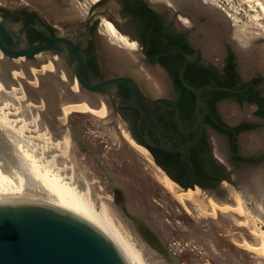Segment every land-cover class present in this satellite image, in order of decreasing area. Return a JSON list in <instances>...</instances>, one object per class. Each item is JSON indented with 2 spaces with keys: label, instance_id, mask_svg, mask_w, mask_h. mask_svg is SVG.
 Listing matches in <instances>:
<instances>
[{
  "label": "flooded vegetation",
  "instance_id": "flooded-vegetation-1",
  "mask_svg": "<svg viewBox=\"0 0 264 264\" xmlns=\"http://www.w3.org/2000/svg\"><path fill=\"white\" fill-rule=\"evenodd\" d=\"M212 7L206 0H96L89 17L77 26L56 25L38 12V19H29L30 24L24 20L11 23L30 46L48 44L51 37H70L87 67L100 80L129 78L135 81L148 115L159 124L165 141L172 149L198 140L188 151L172 153L163 150L161 139L143 118L132 91L123 84L116 87L114 95L107 98L114 115L123 119L129 136L144 147L167 175L174 176L180 183L191 184L193 189L200 187L204 192H226V188H232L227 185L229 182L235 183L239 191L242 190L239 186L245 185L259 192L260 187L264 188V172L257 176L249 174L264 166V73L256 68L258 58L264 60V46L251 48L253 41L244 44V40L237 37L247 51L237 49L236 38L232 34L234 22L223 12L221 15L213 11ZM104 20L120 36L137 44V52L141 56L140 71L132 66L131 60L117 55L105 44ZM149 21L161 28L164 45L170 42L177 44L172 54H156L158 49L164 48L144 40L145 24ZM212 47L217 52L214 53ZM244 63L254 71L249 76L242 73ZM230 65H234L238 76L235 88L204 83L206 78L202 70L207 76L208 71H214L224 78L225 69ZM185 66L186 84L202 92L199 106L195 94L181 82L180 73ZM192 68L200 71L193 73ZM154 79L160 84L151 82ZM193 82L203 86L196 87ZM214 88L231 89L233 92L216 91ZM223 94L227 96L219 99ZM231 106L241 112L234 124L228 123L222 114L225 107ZM105 109L107 107L102 105L101 110L95 112L103 113ZM236 129L240 131L236 132ZM241 138H251L253 143L259 139L262 147H253L255 150L251 147L253 151H245ZM232 141H236L237 151ZM217 148L223 151L226 163L217 158ZM213 162L218 166L215 171ZM187 167L193 170L190 177L183 175ZM238 167L245 170L247 181L243 178L233 181L232 175Z\"/></svg>",
  "mask_w": 264,
  "mask_h": 264
},
{
  "label": "rangeland",
  "instance_id": "rangeland-1",
  "mask_svg": "<svg viewBox=\"0 0 264 264\" xmlns=\"http://www.w3.org/2000/svg\"><path fill=\"white\" fill-rule=\"evenodd\" d=\"M228 1L233 6V10L238 13L236 15L237 21H234L235 26L232 28V34L236 38V48L247 51L242 45L243 42L241 43L237 37L245 39L244 43L253 41V44L249 46L251 48L258 49L260 46H264V0ZM94 3L96 0H0V8L27 9L29 13H40L56 25L73 27L89 17L88 14ZM212 10L222 15V11L219 9L212 7ZM103 34L106 37L105 44L110 49H113L117 55H123L131 60L132 66L137 71L141 70V56L137 52L138 47L135 42H131L128 37L121 36L127 39L129 43L127 45L119 43L109 33L108 29H105ZM24 60L25 63L19 64L22 65V73L25 72L26 77L23 74L21 76L15 74V85L18 83L17 85L23 89L22 92L25 91V95L27 90L32 101L34 100L33 105L36 102L40 109L44 108L41 112L43 125H46L53 132L56 131L59 136L65 130L70 132L71 153L73 160L78 165L77 168L88 173L89 178L98 187H101L100 189L111 200L116 198L117 202L124 203L126 186L132 181L128 177V172L133 168H138L140 173L149 175L153 179L160 178V173L164 175L157 168L148 152L153 164L139 158L133 152L132 147L127 143L126 136L130 134L126 131V123L121 117L114 115L107 99H95L90 96L87 100V105H90L94 110H101L102 105H105L107 109L103 113L96 112L97 114L94 115L84 111L82 101L86 95L84 96L83 93L80 95L76 83L72 82L65 67L64 71L68 76L60 78L55 71L52 73L45 72L44 69L40 68L43 62L36 60V64L28 62L25 58ZM263 62L259 59L256 61L257 71L262 73H264ZM33 68L36 70L32 74L28 70H33ZM241 69L243 70L242 73L247 75L254 72L250 66ZM253 70L256 71V69ZM6 81L8 82V79ZM151 82L159 83L157 79ZM73 84H75L74 89L72 88ZM225 110L226 112H224ZM222 114L228 123L234 124L241 112L231 106L230 108L225 107ZM253 144L254 146H252ZM241 146L245 151L251 147H262L259 139L253 143L251 138H241ZM253 149L250 150L253 151ZM215 154L217 158L226 163L222 150L217 148ZM244 171L243 168L238 167L232 175L233 181L242 178L246 180ZM263 172L264 166H261L260 169L251 172L249 176H257ZM227 185L238 191L236 193L243 199L249 212L247 222H237L241 221V217L232 214L218 213L217 216L213 215V218H210L202 210L203 208L200 209L193 204L189 205V210L186 211L174 201L166 198L164 194L158 196L155 192H151L150 203L162 216L161 221L168 233L167 237H163L155 230V237L150 236V238L147 233L149 231L138 223L136 224L130 213L122 212L120 205H118L121 208L119 211L124 213V218L123 221L119 220V223L128 232L131 243L143 256L145 264H264V210L262 211L264 203L261 202V200L264 202V194L261 197L258 192H254L253 187L249 189L245 185L239 186L242 189L240 191L235 183L229 182ZM157 187H159L158 184ZM223 193L214 192L213 197L218 200H215L214 203L228 208V205L223 202ZM228 202L230 203L228 210L231 208L233 211L238 210L232 198H229ZM260 203L263 207L259 206ZM111 205V207L109 206L111 212L116 215L118 211L115 202L114 204L112 202ZM206 208L208 209V206ZM255 232L258 233L256 237L253 236ZM250 245L257 250L259 248V251H251L252 253H250Z\"/></svg>",
  "mask_w": 264,
  "mask_h": 264
},
{
  "label": "bare ground",
  "instance_id": "bare-ground-1",
  "mask_svg": "<svg viewBox=\"0 0 264 264\" xmlns=\"http://www.w3.org/2000/svg\"><path fill=\"white\" fill-rule=\"evenodd\" d=\"M103 23L115 40L126 45L129 43L127 39L118 34L115 28L108 25L105 20ZM211 50L214 53L217 52L215 47H212ZM36 60L43 62L40 68L44 69L45 72L52 73L55 71L59 74L58 76L60 78H66L68 76L66 71H64L65 65L58 56L39 54L36 56ZM25 62L22 57L9 60L0 52V206L34 205L55 209L72 215L103 235L117 250L126 264L145 263L143 256L137 251L135 245L131 243L128 232L119 223L121 220L123 221L125 212L131 214L136 224L138 223L149 231L147 232L149 237H155V230L159 234H162L163 237H167L168 235L161 221L162 216L150 203L151 192H155L158 196L164 194L166 198L174 201L186 211L189 210L188 206L193 204L200 207V209L203 208L202 210L210 218H213V215L217 216L218 213L232 214L241 217V221L237 222H247L249 212L241 196L232 188L225 189L226 192L223 193V202L229 208L230 203L228 201L229 198H232L236 203L238 212L231 210L232 208L228 210L224 206L216 205L214 203L216 199L213 197L214 193L212 192H204L200 189L194 191H183L179 189L169 178L166 176L165 178L159 171L160 178L153 179L149 175L140 173L141 171L139 172L138 168H133L128 172L129 174L127 173L129 179L132 181L126 186V199L124 203L121 201L117 202L118 200L116 198L111 200L100 189L101 187H98L89 178L88 173L77 168L78 165L73 160L71 153L72 143L70 132L65 130L59 136L56 131L53 132L46 125H43L41 112H43L44 108L40 109L36 102L33 105L32 102L34 100L32 101L26 88L25 95V91L22 92L23 89L17 85V82V86L15 85V74H19L20 76L23 74L26 77L25 72L22 73V65L19 64ZM62 64L64 66L63 69ZM247 66L245 64L243 68ZM35 70L33 68V70L28 71L33 74ZM4 78H7L8 82ZM74 82L81 95L82 91L80 86L76 81ZM72 86L74 89L75 84ZM16 89L18 90L17 93ZM88 97L86 95L85 99L83 101L81 100L85 108L84 111L91 112L95 115L97 114L95 112L96 110H93L90 105H87ZM126 138L133 152L139 158L151 164V158L146 150L138 145L137 147L129 136H126ZM114 171L116 172V170ZM157 184L159 187H157ZM260 189L258 194L262 197L264 188L260 187ZM112 202L113 204L115 202V207L118 211L116 215L110 209ZM261 202L264 203L262 200ZM116 203L118 204L116 205ZM118 205H120L124 213L119 211L121 208ZM206 206H208V209ZM257 234L255 232L253 236L256 237ZM249 251L250 253H252L251 251H259V248L257 250L250 245Z\"/></svg>",
  "mask_w": 264,
  "mask_h": 264
},
{
  "label": "water",
  "instance_id": "water-1",
  "mask_svg": "<svg viewBox=\"0 0 264 264\" xmlns=\"http://www.w3.org/2000/svg\"><path fill=\"white\" fill-rule=\"evenodd\" d=\"M29 19H38V15L29 13L27 9L0 8V52L5 58L13 60L22 57L28 62L36 63V56L39 54L56 55L63 61L72 82L76 80L82 93L95 99L112 97L116 87L123 84L132 91L143 118L161 139L163 150L172 153L188 151L197 143L198 140L185 147L172 149L165 141L159 124L148 115L142 93L135 81L129 78L100 80L87 67L83 55L70 37L49 36L52 39L50 43L30 46L23 39L22 33L15 31L16 28L11 23L14 20H24L30 24ZM185 69L186 66L180 73L181 82L186 89L195 94L199 106L202 92L186 84ZM214 90L233 92L226 88ZM133 141L144 148L134 139ZM157 168L183 191L203 190L200 187L184 189L159 166ZM0 264H126V262L103 235L72 215L34 205H4L0 206Z\"/></svg>",
  "mask_w": 264,
  "mask_h": 264
},
{
  "label": "trees",
  "instance_id": "trees-1",
  "mask_svg": "<svg viewBox=\"0 0 264 264\" xmlns=\"http://www.w3.org/2000/svg\"><path fill=\"white\" fill-rule=\"evenodd\" d=\"M160 29L161 28H159V27L153 26L150 23V21L147 22L145 24V28H144V31H145L144 32V36H145L144 40L149 41L153 46H161V47L164 48V49H158V52H156V54H159V53H162V54H170L171 53L172 54L173 53L172 49L177 44H173V43H171L169 41L170 43L164 45L163 44L164 38H162L163 34L161 33ZM161 61H162V63H164L163 60H161ZM234 68H235L234 65L233 66H231V65L227 66V68L225 69L226 77H224V78L219 76L214 71H208V76H207L205 74L206 71L202 70L201 73H204V76L206 78L204 83H209V84L211 83L212 86L235 88L236 84H237V77L238 76L235 73ZM178 70H180V69L179 68L177 69V71L175 73L176 75L178 74ZM192 70H193V73H196L197 71H200V69H198V68L197 69L196 68H192ZM193 85L196 86V87L203 86V84H197L195 82H193ZM242 88L244 89V87H242ZM206 93L209 94L210 92L206 91ZM226 96L227 95L223 94V95H221V97L219 99L224 98ZM239 131H240L239 129H236V132H239ZM228 135H230L231 140H234L232 138V136H233L232 134L228 133ZM232 146H234L235 151H237L238 147L236 145V141H232ZM157 166H159L158 163H157ZM212 166H213L214 171L218 168V166L214 162L212 163ZM186 169L187 170L183 171V175H185V176L188 175L190 177L192 175V173H193V170H192L191 167H187ZM168 176L175 183H177L180 187H182L184 189L192 188L191 184L187 185V184H183L182 182L180 183V182H178V180L174 176L169 175V174H168Z\"/></svg>",
  "mask_w": 264,
  "mask_h": 264
},
{
  "label": "built area",
  "instance_id": "built-area-1",
  "mask_svg": "<svg viewBox=\"0 0 264 264\" xmlns=\"http://www.w3.org/2000/svg\"><path fill=\"white\" fill-rule=\"evenodd\" d=\"M213 7L219 9L224 14H226L233 22L237 21V14L235 10H233V6L230 5L228 0H206Z\"/></svg>",
  "mask_w": 264,
  "mask_h": 264
}]
</instances>
